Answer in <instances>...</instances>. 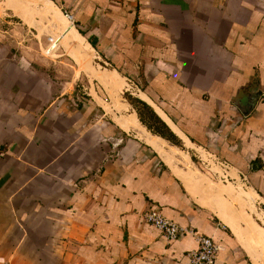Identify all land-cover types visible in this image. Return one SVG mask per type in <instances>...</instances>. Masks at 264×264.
I'll list each match as a JSON object with an SVG mask.
<instances>
[{"label": "crops", "instance_id": "crops-1", "mask_svg": "<svg viewBox=\"0 0 264 264\" xmlns=\"http://www.w3.org/2000/svg\"><path fill=\"white\" fill-rule=\"evenodd\" d=\"M44 1L69 23L52 28L59 46L133 81L184 147L228 163L264 207V0ZM34 62L0 40V264H188L195 235L219 247L215 264H259L264 229L235 233L156 147ZM152 211L196 234L167 241Z\"/></svg>", "mask_w": 264, "mask_h": 264}, {"label": "rangeland", "instance_id": "rangeland-1", "mask_svg": "<svg viewBox=\"0 0 264 264\" xmlns=\"http://www.w3.org/2000/svg\"><path fill=\"white\" fill-rule=\"evenodd\" d=\"M41 1L44 2V7L47 5L49 6L47 8L56 10L60 17L62 13L53 4ZM43 5L40 0H0V40L5 38L11 45L14 58L29 57L30 60L35 61L33 65H36V61L39 59L41 61L38 62L41 64L37 66L39 70L51 77H59L62 83L75 81L77 83L76 94L98 104L99 114H107L108 118L117 123L122 121L121 124L124 122L139 123L148 133L157 137L158 135L141 123L132 104V99L143 101L142 98H144L147 100V97L133 85V81H128L118 75L114 71L115 67L104 64L103 59H98L99 57L94 51H91L93 55H90L82 51V48L68 47L66 49L61 44L59 46L56 41L54 44L49 42V37L52 34L55 35L56 31L59 36L63 32L59 22L57 21L58 24H56L51 19L52 16L49 17V14L44 12ZM60 19L68 23L63 15L58 20ZM52 28L56 31H53ZM81 44L82 39L77 34L76 45L80 47ZM130 135H135L142 143H146L136 133L131 132ZM174 135L173 142L161 138L189 154L190 161L196 167L190 166L191 170L188 171H196L199 168L211 180L208 183L210 185L214 183V188H212L209 184L203 185L204 183L199 182L203 189L202 198L207 201L210 198L214 204H221V206H223L222 204L227 205L228 207H224L234 213L237 222L244 230L260 233V228L264 229V226L259 216L264 207L261 200H256L255 203L249 202L252 201V196H250L252 190L246 178L238 172L236 175L228 163L210 154H206L208 159L202 160L200 156L202 154L192 149L189 143L185 144V148L183 141L176 134ZM150 149L154 151L151 147ZM215 198L219 203L214 201ZM259 264H264V255H261Z\"/></svg>", "mask_w": 264, "mask_h": 264}, {"label": "bare ground", "instance_id": "bare-ground-1", "mask_svg": "<svg viewBox=\"0 0 264 264\" xmlns=\"http://www.w3.org/2000/svg\"><path fill=\"white\" fill-rule=\"evenodd\" d=\"M40 7H39V9H40ZM43 7H44V5H43ZM43 7H41V8H43ZM47 7H49V6L46 5V7H44V9H43L44 12H46V14H49V17L51 15L52 16L51 19L55 23L58 21L60 27L68 33V31L66 30L65 21L63 22L61 19L58 20L62 16V14H60V17H59V13H57L56 10H54L53 8H47ZM37 10H38V8H37ZM56 24H58V23H56ZM69 39L72 40V38L68 37L64 40V43H69L68 42ZM159 113L161 114V112H159ZM121 125L127 131L136 130L137 134L141 138L145 139L151 145L156 147L166 159L168 158L167 159L168 163L171 165L173 170H176V172L180 174V177L182 178L183 182L187 186L188 191L192 194V196L196 200H198L200 203H202L203 205H205V206L209 207L211 210H213L223 221H225L233 229V231L235 233H237L240 236H244L245 232H243L241 224H239L237 222V220L234 218V216L229 211H227L226 209H224L222 207L216 206L212 202V200H210V198H208V201L203 199L204 202H202V199H201L202 194L201 193H203L202 192L203 189L201 188L202 186L199 182H202V184L204 182L202 181V179L200 178V176H198V174L196 172L188 171L190 169V168H188V164L190 163V161H189L188 156L184 152H182L180 149H178L177 147H175L174 145H172L168 142H165V143L160 142V140H158L155 135H152L151 133L145 132L144 129L141 126H139V124H137L136 122H126V123L124 122ZM205 184L206 183H204L203 185H205ZM208 193H209V191H208ZM204 195H206V194H204ZM212 199H213V197H212ZM252 200H253V198H252ZM243 240H245L244 237H243Z\"/></svg>", "mask_w": 264, "mask_h": 264}, {"label": "built area", "instance_id": "built-area-1", "mask_svg": "<svg viewBox=\"0 0 264 264\" xmlns=\"http://www.w3.org/2000/svg\"><path fill=\"white\" fill-rule=\"evenodd\" d=\"M49 42L54 44L55 41L49 39ZM143 217L146 223L158 229L169 242L175 241L185 235L196 234L195 231L180 227L160 212L152 211ZM195 238L197 239L198 249L189 253L188 264H215L219 247L210 238L197 235H195Z\"/></svg>", "mask_w": 264, "mask_h": 264}, {"label": "trees", "instance_id": "trees-1", "mask_svg": "<svg viewBox=\"0 0 264 264\" xmlns=\"http://www.w3.org/2000/svg\"><path fill=\"white\" fill-rule=\"evenodd\" d=\"M132 100V104L134 105L139 115L141 123L145 125L150 131H153L156 135L173 142V138H175V135L170 130V128L156 115L153 109L139 99ZM155 157H157V155H155Z\"/></svg>", "mask_w": 264, "mask_h": 264}, {"label": "water", "instance_id": "water-1", "mask_svg": "<svg viewBox=\"0 0 264 264\" xmlns=\"http://www.w3.org/2000/svg\"><path fill=\"white\" fill-rule=\"evenodd\" d=\"M57 38H58V36H57L56 34H55V35L52 34V35L49 37V39H50V40H53V41H56ZM259 98H260V94H256V95H254V96L251 97L250 105H249V110L252 109V108H254V107L256 106V104H257ZM134 132L137 134V131H136V130H134Z\"/></svg>", "mask_w": 264, "mask_h": 264}]
</instances>
